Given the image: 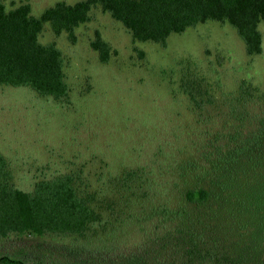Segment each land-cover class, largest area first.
<instances>
[{
  "label": "rangeland",
  "instance_id": "obj_1",
  "mask_svg": "<svg viewBox=\"0 0 264 264\" xmlns=\"http://www.w3.org/2000/svg\"><path fill=\"white\" fill-rule=\"evenodd\" d=\"M58 0H4L8 9L23 2L39 16ZM75 2L76 0H66ZM91 20L56 34L49 22L39 39L55 42L65 57L71 101L42 96L28 86L0 84V151L14 172L15 184L31 190L34 183L81 168L115 208L107 231L97 226L87 240L71 236H24L0 240V253L36 257L41 264H91L110 246L128 252L145 236L167 235L172 223L159 213L183 204L188 186L215 184L216 169L228 154L249 145L264 127V19L261 53L249 55L230 23L208 20L166 45L135 40L122 22L96 6ZM100 32L111 47L108 62L91 42ZM200 80L212 102L194 106L182 87L185 78ZM254 96L238 102L240 86ZM260 135V134H259ZM129 168L143 170L131 191L112 183ZM111 181V182H110ZM146 189V190H142ZM109 213V212H108ZM96 257V256H95ZM110 258V257H109ZM106 258L104 264H128Z\"/></svg>",
  "mask_w": 264,
  "mask_h": 264
},
{
  "label": "trees",
  "instance_id": "obj_2",
  "mask_svg": "<svg viewBox=\"0 0 264 264\" xmlns=\"http://www.w3.org/2000/svg\"><path fill=\"white\" fill-rule=\"evenodd\" d=\"M96 6L122 22L135 40L166 45L171 33L216 20L236 28L247 54L263 50L259 23L264 19V0H58L39 16L28 2L8 9L0 0V84L28 86L42 96L69 103L64 54L55 42L43 43L39 36L49 22L56 34L67 32L76 42V27L91 20ZM91 45L108 62L111 47L100 32ZM182 87L194 106L212 102L211 92L200 80L185 78ZM233 96L240 103L254 94L250 86L241 85ZM256 96L264 109V94ZM238 151V156L230 152L218 165L215 184L188 186L179 208L160 209L173 224L169 238L145 236L128 252L100 246L105 253L96 259L91 251V264H104L109 257L127 259L128 264H264V127ZM144 172L126 169L112 183L131 191L136 183L140 185ZM113 208L112 199L103 196L81 168L42 178L31 190L18 187L10 162L0 151V240L24 236L87 240L91 232L97 235V226L107 231L106 216L114 214ZM32 258L2 252L0 264H41Z\"/></svg>",
  "mask_w": 264,
  "mask_h": 264
}]
</instances>
